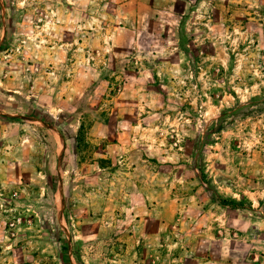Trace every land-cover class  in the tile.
<instances>
[{
  "label": "rangeland",
  "instance_id": "obj_1",
  "mask_svg": "<svg viewBox=\"0 0 264 264\" xmlns=\"http://www.w3.org/2000/svg\"><path fill=\"white\" fill-rule=\"evenodd\" d=\"M0 264H264V0H0Z\"/></svg>",
  "mask_w": 264,
  "mask_h": 264
},
{
  "label": "trees",
  "instance_id": "obj_2",
  "mask_svg": "<svg viewBox=\"0 0 264 264\" xmlns=\"http://www.w3.org/2000/svg\"><path fill=\"white\" fill-rule=\"evenodd\" d=\"M218 201L220 204L227 205V206L232 207V208H236V207L241 206V204L237 203L235 200H222V199H220L219 196H218Z\"/></svg>",
  "mask_w": 264,
  "mask_h": 264
}]
</instances>
